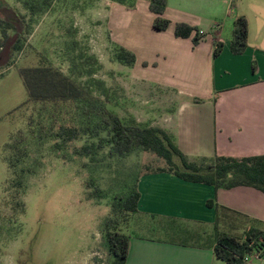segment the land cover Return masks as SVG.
Masks as SVG:
<instances>
[{"label":"rangeland","instance_id":"1","mask_svg":"<svg viewBox=\"0 0 264 264\" xmlns=\"http://www.w3.org/2000/svg\"><path fill=\"white\" fill-rule=\"evenodd\" d=\"M122 1L55 0L46 11L31 16L18 0H0V6L12 7L30 26L23 50L9 69L0 71V264H111L102 229L112 217L114 198L126 194L139 174L168 168L149 153L109 155V146L100 140L107 139L105 133L98 137L82 133L60 152L52 149L53 140L42 144L29 140L23 167L33 166L35 173L27 176L25 189L14 185L15 177L4 160L11 155L3 148L9 137L19 131L27 134L30 119L34 126L39 121L50 126L54 119L75 125L79 121L69 104L23 105L27 93L20 69L48 64L84 84L89 81L88 71H94L93 78L102 80L112 94L108 109L124 122L132 114L145 120L160 105L161 97L174 94L151 80V73L145 75L143 63L132 69L114 60L117 46L142 56L159 51L169 35L152 29L149 0ZM169 2L171 20L187 15L179 10L188 13L187 18L202 17L208 31L222 24L225 35L231 36L233 22L225 25V6L219 1L220 10L213 16L201 15L208 1ZM182 76L181 72L163 73L164 81L175 89ZM84 145H93L91 156H76L74 149ZM132 218L121 228L126 235Z\"/></svg>","mask_w":264,"mask_h":264},{"label":"crops","instance_id":"2","mask_svg":"<svg viewBox=\"0 0 264 264\" xmlns=\"http://www.w3.org/2000/svg\"><path fill=\"white\" fill-rule=\"evenodd\" d=\"M203 1H208V9L200 11L202 16L216 14L220 2L225 6V25L237 17L245 18L246 50L241 55L231 53L232 34L225 35L222 24L208 31L202 17L187 18L189 14L179 10L187 15L171 20L173 8L167 0L163 16L171 20L164 32L168 37L159 51L142 56L133 51L136 61L131 68L146 63L141 67L145 75L151 73V80L174 94L161 97L160 105L145 120L132 116L165 131L192 162L214 156L264 155V0ZM176 23L196 27L203 39L193 46V34L187 39L175 38ZM216 44L222 48L214 58ZM164 72L182 73L179 89L164 81ZM137 191L138 210L127 234L124 264H225L213 251L217 234L243 238L250 228L264 231V194L254 188L216 190L170 173H154L138 178ZM216 207L237 219L221 217L216 225ZM250 264H264V258L252 259Z\"/></svg>","mask_w":264,"mask_h":264},{"label":"trees","instance_id":"3","mask_svg":"<svg viewBox=\"0 0 264 264\" xmlns=\"http://www.w3.org/2000/svg\"><path fill=\"white\" fill-rule=\"evenodd\" d=\"M54 1L18 0L31 16L43 13ZM115 2L123 4L122 0ZM166 5L167 0H149L148 11L155 16L151 25L154 31L165 32L170 26V21L163 16ZM29 28V20L24 15L8 5L0 6V71L9 69L13 65L15 56L23 50ZM247 34L248 26L245 18L237 17L233 22L230 43L232 54L244 53L247 48ZM173 35L182 39L192 36L193 46H197L203 39L196 27L185 23H176ZM221 48V44H216L214 58L220 54ZM89 60L95 64L98 62L94 57H90ZM114 60L123 66L132 67L136 57L129 50L117 46ZM142 66L145 67L146 63ZM252 71H254L253 66ZM19 74L27 93V100L23 105L69 104L79 120L75 121L76 125L54 119L50 126L43 125L42 121L34 126L33 119H30L27 134L19 131L9 137L3 148L10 151L11 155L4 160L15 177L14 185L19 188L25 189L27 176L35 173L33 166L23 167L29 156V140L38 144H42L45 140H53L52 149L60 152L64 145L75 140L82 133L92 137L105 133L107 139L100 140L109 146V155L127 156L136 151L149 153L165 161L168 167L143 174L170 173L183 181L212 186L216 190L250 187L264 194V155L242 158L214 156L194 162L189 161L176 147L173 138L162 129L139 123L133 116L124 122L116 113L110 111L107 105L111 101L112 94L102 80L93 78L92 70L88 71L89 81L85 84L63 75L48 64L20 69ZM92 148L93 145H84L74 149L73 153L79 157H89ZM62 158L65 159V155ZM174 159L178 161V165ZM17 167H20L18 171ZM178 168L181 171L174 170ZM141 175L135 178L133 186L126 194L114 198L111 205L112 217L103 223L102 231L107 251L112 257L111 264L125 263L129 236L124 234L121 228L137 213L139 200L137 181ZM89 196H93V193ZM215 212L216 225L221 217L231 219L238 217L219 207L215 208ZM215 241L214 254L225 264H244V257L251 253H257L259 259L264 258V231L260 229L250 228L244 233L243 238L217 234Z\"/></svg>","mask_w":264,"mask_h":264},{"label":"built area","instance_id":"4","mask_svg":"<svg viewBox=\"0 0 264 264\" xmlns=\"http://www.w3.org/2000/svg\"><path fill=\"white\" fill-rule=\"evenodd\" d=\"M252 259H259L258 254H257V253H251V254H249V255H246V256L244 257V259H243V263H244V264H250V261H251Z\"/></svg>","mask_w":264,"mask_h":264}]
</instances>
